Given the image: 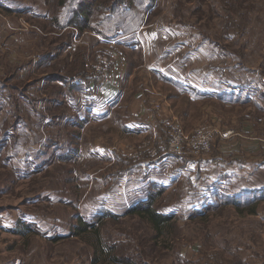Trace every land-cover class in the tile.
<instances>
[{
    "label": "rangeland",
    "instance_id": "374dc122",
    "mask_svg": "<svg viewBox=\"0 0 264 264\" xmlns=\"http://www.w3.org/2000/svg\"><path fill=\"white\" fill-rule=\"evenodd\" d=\"M128 3L152 8L141 32L111 40L57 27V0H0V264H91L92 246L72 235L78 218L123 215L161 188L155 206L177 225L173 247L159 240L150 264H264V200L254 213L230 204L203 213L227 195L217 186L209 193L221 179L232 180V190L264 186V0ZM159 67L195 72L201 84L211 73L215 87L228 71L255 102L226 106L223 94L195 91ZM84 73L120 91L108 103L118 108L96 110L109 99L100 83L69 93ZM190 92L208 99L193 101ZM199 130L206 149L191 147ZM120 220L107 221L106 240L126 253L148 249L149 225L139 216ZM59 236L68 239L52 240Z\"/></svg>",
    "mask_w": 264,
    "mask_h": 264
},
{
    "label": "trees",
    "instance_id": "16d2710c",
    "mask_svg": "<svg viewBox=\"0 0 264 264\" xmlns=\"http://www.w3.org/2000/svg\"><path fill=\"white\" fill-rule=\"evenodd\" d=\"M46 1L48 2V0ZM95 1L97 0H57V5L59 4V6H57L58 10L55 15L50 16V19L53 20L55 25L60 29L75 27L80 31H85L86 29L95 30L102 38L115 40L126 37L140 30L143 16L149 8L147 6L145 11L140 10L138 7L132 8L129 6L128 0H123V2L122 0H102L101 3L96 6L94 5ZM118 27L122 29V33L121 30L118 32ZM80 77V79L75 80L76 82H70L68 88L69 93L72 94L76 91H84V86L87 89H90L91 83H95L97 86L101 84L99 82L100 76L96 77L84 73L83 78L86 79H84L85 83L81 75ZM60 78L61 76H56L53 80H62ZM159 81L174 87L180 85L163 76ZM190 93L192 94L193 92ZM192 95L196 98L193 101L208 99L206 95L198 92H195ZM188 96L189 94L186 93L185 98L191 101V98ZM230 101L232 104L255 102L251 97L244 98L242 96H237L236 99L231 98ZM163 190L164 188H161L154 192L155 194H152L153 192L150 193L145 199L129 208L123 215L105 212L96 222L93 223H88L81 217L78 218L77 225L74 228L72 235L84 239L92 246L93 258L91 264H150V261L146 259L156 251L159 240H161V245L166 247V249L173 247V244L167 242H169L168 240L172 241L171 237L176 231V215L162 213L155 206L156 196L154 195H160ZM261 193V191H245L240 196H236V198L224 196L221 199H217L209 207H206L203 213L218 211L227 204L236 206V210L238 211L243 212L245 208H248L254 213L255 206L264 200ZM198 213L196 212L195 214ZM127 216H139V219L147 223L152 229L153 234L149 237L148 249H134L133 251H130V253H126L122 248L123 245L121 242L110 244L106 240L103 228L107 224V221L119 223L121 217L124 218ZM22 227L26 229L27 233L28 231H35L30 229L28 225L26 226V224H22ZM13 233L20 232L19 230H14ZM24 233L26 232L24 231ZM66 239H68V236H59L52 240L58 242ZM181 261L183 262V260ZM169 264L175 263L171 261Z\"/></svg>",
    "mask_w": 264,
    "mask_h": 264
},
{
    "label": "crops",
    "instance_id": "0c3cea01",
    "mask_svg": "<svg viewBox=\"0 0 264 264\" xmlns=\"http://www.w3.org/2000/svg\"><path fill=\"white\" fill-rule=\"evenodd\" d=\"M141 31H142V29H140V32ZM144 47H146V46H144ZM146 48H148V47H146ZM159 68H160L161 72H163V71L166 72V73L163 72L165 75L171 77L174 80L180 81V82L185 81L186 83H190L194 86L193 88H196L199 91H202L205 93H210V94H216V95L217 94H223V96H220L219 100H221L223 102V104L226 106L236 105V103L232 104L230 99L231 98L236 99L237 96H241V93L243 91V88H242L243 84L241 85V82H239L240 84H237L236 75H232V73H229L228 71H226V72L224 71V74H225L224 76L228 77V79H227L228 81L227 80L226 81L225 80L220 81V83H221V84H219L220 87L219 86L215 87L214 85H212V83H214L216 79L213 80L212 78H218V77L211 76L210 75L211 73H204L203 78H202V84H201L199 82H196V81L201 82V80L198 79V74H196L195 72H190V73H187L185 75H182V74H179L178 70L168 71L162 67H159ZM113 75H115V74H112L111 77H109V78L107 76H105L107 79H110V83L114 80ZM229 75H232V76H229ZM209 79L212 81V83L210 82ZM110 83H109V85H111ZM101 85H102V87L103 86L106 87L103 89L102 95L105 98H109V99L107 101L104 100L103 102H99L96 110H99L103 107L109 106L111 103L110 104H108V103L113 101V100H116L115 97L118 96L120 93V91L117 92V90H114L113 88H108V80L106 82H102ZM122 93H123L122 97H124V95H125L124 90H122ZM64 96H67V94L64 93ZM239 104H241V103H239ZM118 106H119V101H116L115 103L112 102V104L110 106V111L112 112L113 110L118 108ZM110 114L111 113H109L107 116H109ZM148 124H149V126L153 127L152 123L149 122ZM232 164H235V163H232ZM229 175L233 176L232 172H228V176ZM221 181L222 182L218 185L210 186L209 187V193H211V191H214L216 189L215 186L222 188L223 191H221V193L223 192L224 194H227L226 196L229 195V197L230 196H240V194H238V193L242 192L243 190L258 192V191H261L262 189H264V186L254 185V186H250L249 188H245V186H244L242 188H236L235 190H232L231 183H229V184L227 183L228 181L232 182V180H230L229 178H227V179L224 178V179H221ZM225 186H226V188H225ZM219 192H220V189H219ZM243 193H241V194H243ZM208 203H212V201L209 200ZM208 203L204 202L203 206L209 205Z\"/></svg>",
    "mask_w": 264,
    "mask_h": 264
},
{
    "label": "built area",
    "instance_id": "2783aa9c",
    "mask_svg": "<svg viewBox=\"0 0 264 264\" xmlns=\"http://www.w3.org/2000/svg\"><path fill=\"white\" fill-rule=\"evenodd\" d=\"M184 133L183 130L179 127H176L173 130V140L172 144L179 146L183 140ZM191 147L194 149L203 148L206 149L209 144V138L203 130H199L194 138H191L190 141Z\"/></svg>",
    "mask_w": 264,
    "mask_h": 264
}]
</instances>
